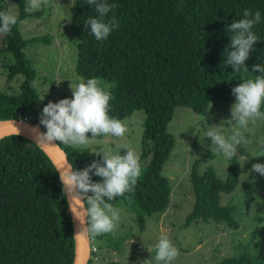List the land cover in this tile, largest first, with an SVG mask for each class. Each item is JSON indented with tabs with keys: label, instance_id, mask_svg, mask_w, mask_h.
Returning a JSON list of instances; mask_svg holds the SVG:
<instances>
[{
	"label": "trees",
	"instance_id": "1",
	"mask_svg": "<svg viewBox=\"0 0 264 264\" xmlns=\"http://www.w3.org/2000/svg\"><path fill=\"white\" fill-rule=\"evenodd\" d=\"M14 1L18 21L39 16L37 12L25 11L24 0ZM107 3L118 5L109 16L116 17L119 27L107 39L97 41L90 27H85V21L96 16L94 6L87 5V0H73L69 23L70 34L76 40L73 70L83 81L95 77L115 83L116 87L111 89L114 97L110 101L111 117L122 121L133 111L143 113L142 174L134 194L110 202L120 211H133L141 232L144 217L164 211L169 202V183L161 175V168L174 147L173 137L166 132L173 108L202 114L217 100L230 102L235 98L233 88L259 75L252 72V66H264V0H107ZM245 9L261 13V22L253 28L260 40L253 45L245 62L249 72L241 70L237 74L226 63L227 52L231 50V33L226 28L242 19ZM0 40V53L8 52L13 60L7 68L6 80L16 75L23 78L18 94L0 92V121H23L38 97L32 88L35 72L27 66L22 51L38 39H21L16 24L12 35H0ZM41 113L32 120V125L46 131L39 121ZM55 142L67 155L73 171H82L101 158ZM55 171L50 158L30 139L21 135L0 138V264H72L71 219ZM238 178L234 158L224 181L216 178L211 167L198 174L193 165L189 181L194 202L185 225L200 221L237 229L238 223L232 216L234 208L222 206L219 196L231 193ZM92 181L101 182V178L92 176ZM107 236L112 235H89L88 240L100 242ZM216 264H264V255L250 257L239 253Z\"/></svg>",
	"mask_w": 264,
	"mask_h": 264
},
{
	"label": "rangeland",
	"instance_id": "2",
	"mask_svg": "<svg viewBox=\"0 0 264 264\" xmlns=\"http://www.w3.org/2000/svg\"><path fill=\"white\" fill-rule=\"evenodd\" d=\"M28 3L29 0H24L25 9ZM72 4L73 0H48L40 9L27 11L39 13L38 17L17 23L21 39H38L22 51L27 66L35 72L32 88L38 97L30 115L24 120L29 124L49 102L71 99V89L74 90L79 83L73 70L76 40L69 31ZM11 5H15L14 0H3L1 11H7ZM12 12L17 15L16 8ZM12 64L8 52L0 53V92L16 95L23 78L16 75L6 80L7 68ZM234 103L235 98L227 103L217 100L209 104L202 114L182 107L173 108L166 132L173 137L174 147L161 168V175L168 180L170 188L166 209L144 217L141 232L135 223V213L121 210L115 235L100 242L89 240V246L95 248L89 264H143L155 256V245L163 236H167L180 253L173 264H216L239 253L250 257L264 255V176L250 171L253 164H264V156L257 157L259 141L264 139L263 123L250 126L246 133L249 143L244 147L237 146L234 158L239 173L237 186L231 193L219 196L222 206L234 208L232 216L238 223L237 229H229L223 223L197 221L187 226L184 223L194 202L189 181L192 166L196 165L198 174L211 167L218 180L226 179L230 160L217 153L211 140L204 136V131L207 125L219 126L222 121L231 119ZM122 121L128 129L123 138L101 135L88 144L68 147L95 154L100 150L121 153L132 148L140 157L143 113L133 111ZM225 132L230 134L227 128ZM86 136L92 138L91 133Z\"/></svg>",
	"mask_w": 264,
	"mask_h": 264
},
{
	"label": "clouds",
	"instance_id": "3",
	"mask_svg": "<svg viewBox=\"0 0 264 264\" xmlns=\"http://www.w3.org/2000/svg\"><path fill=\"white\" fill-rule=\"evenodd\" d=\"M47 3L48 0H29L25 10H38ZM87 5L94 6L96 16L89 17L85 21V27H90V33L97 41L107 39L111 31L119 27L116 17L109 16L118 5L109 4L107 0H87ZM16 7L11 5L7 11H0V35H12V28L18 23V16L12 12ZM242 15V19L232 22L226 28L231 33V50L227 52L226 63L237 74L241 70L249 72L245 62L249 59L253 45L260 40L253 31L254 26L261 22L260 11L245 9ZM252 72L259 75L232 89L235 103L231 107V119L214 127L205 123L207 128L204 136L211 140L217 153L227 160L237 156L238 145L244 147L249 143L246 133L250 126L257 125L258 122L264 123V66L254 64ZM79 79L81 82L75 85L74 90L71 89V99H63L58 103L49 102L43 108L39 121L46 132L41 134L33 130L36 145L44 148L58 147L52 144L53 141H58L67 146H81L101 135L125 137L128 131L126 124L109 115L110 101L114 99L111 89L116 87L115 83H106L95 77L86 81ZM202 120H205V116ZM15 124L14 120L0 121V125L5 126L9 134L19 135ZM226 128L230 134H226ZM86 133H91L92 138L88 139ZM258 151L257 157L264 156V139L259 141ZM95 156H100V160H94L82 171H73L63 152L56 162L55 172H59L62 193L70 201L69 210L80 225V230L74 236L79 240H86L89 235L98 237L116 234L120 209L110 202L129 193L134 194L142 174L140 157L132 148H128L123 154L100 150L96 151ZM250 171L264 176V164H253ZM92 176L100 177L101 182H93ZM155 249V256L143 264H173L180 255L167 236L159 239Z\"/></svg>",
	"mask_w": 264,
	"mask_h": 264
},
{
	"label": "water",
	"instance_id": "4",
	"mask_svg": "<svg viewBox=\"0 0 264 264\" xmlns=\"http://www.w3.org/2000/svg\"><path fill=\"white\" fill-rule=\"evenodd\" d=\"M4 121H8V120H4ZM15 122H16L15 126L19 129V135L30 139L34 143H36L35 133L33 131L34 129L37 130L41 134L45 133L44 129L40 128L39 126L29 124L25 121H15ZM8 135H11V134H9L7 128L5 126L0 125V138L8 136ZM52 144L54 146H58V144L55 141H53ZM39 147L50 158V160L52 161V163L54 164V166L56 168V162L59 159L60 153L63 152L60 149V147L59 146L58 147H49V148H44L41 146H39ZM58 174H59V172H58ZM66 200H67L68 211H69V215H70V219H71L73 241H74L72 264H87L88 257H89V254H88V252H89V240H88V238L86 240H79V239H76L74 237L78 233V231L80 230V225H79L78 221H76L74 219L73 214L69 210L70 201L68 200L67 197H66Z\"/></svg>",
	"mask_w": 264,
	"mask_h": 264
},
{
	"label": "built area",
	"instance_id": "5",
	"mask_svg": "<svg viewBox=\"0 0 264 264\" xmlns=\"http://www.w3.org/2000/svg\"><path fill=\"white\" fill-rule=\"evenodd\" d=\"M24 120H25V119H24ZM24 120H23V121H24ZM93 252H95V248L92 247V246H89V252H88L89 257H88V259L91 257V255L93 254Z\"/></svg>",
	"mask_w": 264,
	"mask_h": 264
}]
</instances>
